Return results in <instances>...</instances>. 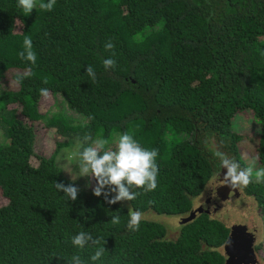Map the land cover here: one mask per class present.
<instances>
[{
  "label": "trees",
  "instance_id": "obj_1",
  "mask_svg": "<svg viewBox=\"0 0 264 264\" xmlns=\"http://www.w3.org/2000/svg\"><path fill=\"white\" fill-rule=\"evenodd\" d=\"M40 2L25 15L18 0H0V264H68L74 254L88 264H224L223 220L201 212L172 227L151 213L188 215L221 167L215 150L245 168L238 146L247 147L264 168V0H56L52 11ZM25 36L35 64L19 56ZM41 88L79 116L40 112ZM242 111L253 132L237 127ZM38 122L66 136L50 155L34 151ZM124 132L158 150L157 188L109 205L93 194L94 178L67 175L57 152L82 151L85 134L114 148ZM56 182L78 186L77 199ZM242 187L264 214V181L253 175ZM129 208L143 213L137 231ZM80 231L105 238L99 260L90 257L100 245H73Z\"/></svg>",
  "mask_w": 264,
  "mask_h": 264
},
{
  "label": "clouds",
  "instance_id": "obj_2",
  "mask_svg": "<svg viewBox=\"0 0 264 264\" xmlns=\"http://www.w3.org/2000/svg\"><path fill=\"white\" fill-rule=\"evenodd\" d=\"M18 4L23 8L25 15L31 13L32 9L37 8V0H18ZM56 0H41L39 8L45 11H52ZM24 50L19 53L21 59L36 63V53L33 51V42L31 37L25 36L23 41ZM115 45L109 40L105 44L106 50L114 49ZM115 56V52H112ZM116 61L112 58L103 60L105 69L114 68ZM88 76L93 82L96 80L94 68L89 65L86 68ZM31 70L17 72L15 83L19 84L24 78L32 76ZM47 83V81H44ZM40 95L47 99L50 95L47 88L40 89ZM90 142V143H89ZM87 143L88 146L82 147L79 151V172L80 176L94 178L96 181L92 191L96 196L103 194L106 202L116 204L117 202L131 201L140 195L139 192L132 191L133 188H143L145 192L154 191L157 188V177L159 168L156 163L158 156L157 149H146L134 139L133 135L124 132L119 135L114 142L115 148L107 147L110 144L109 139L98 137L93 139L90 134H85L81 145ZM214 155L219 158L221 168L227 171L223 177V183L231 188L247 186L251 183L255 167V159H252L248 166L241 168L235 159H230L225 153L215 150ZM257 181H264V168L255 169ZM55 188L68 196L71 200H76L80 191L74 184L65 185L63 182H56ZM129 220L127 227L132 231H137L140 222L143 219V213L131 208L128 209ZM112 224L120 223V216L113 215ZM103 242V243H102ZM73 245L83 249L86 245H100L97 247L94 255L90 257L92 262L99 260L107 249L104 247L106 240L104 237H93L91 233L80 231L72 237ZM68 264H88L81 255L74 254L68 260Z\"/></svg>",
  "mask_w": 264,
  "mask_h": 264
},
{
  "label": "rangeland",
  "instance_id": "obj_3",
  "mask_svg": "<svg viewBox=\"0 0 264 264\" xmlns=\"http://www.w3.org/2000/svg\"><path fill=\"white\" fill-rule=\"evenodd\" d=\"M50 93V92H49ZM65 107L63 108L62 113H70L71 115L79 116L75 111H72L68 108H66V104L62 102V98L58 94H52L50 93L49 97L45 99L44 97H40L39 103H38V108L40 112H45V111H55L59 109V107ZM9 107H13V105H10ZM242 115L239 116L237 119V127H239L240 131H247L253 132L254 131V126L250 122H246V119H248V115L245 112H241ZM28 121H35L29 119ZM27 121V122H28ZM35 132H36V138H34V151L38 153H43L49 154L53 151V149L56 146V142L58 140H66V136H61L56 132V129L53 127H46L43 128L41 126V123L38 122L37 126L35 127ZM250 137V136H249ZM79 145V143H77ZM78 146H73V145H68L60 148L57 152V163H59L61 166L66 167L68 170H66L67 175L72 177L73 181L82 184V185H91V183L88 181L87 176H80L79 172V156L77 155ZM115 148V147H114ZM240 151L242 152V159L243 163L248 166L249 162L252 159H255L253 155L250 154L249 149L247 147L239 148ZM65 151V152H64ZM36 161V159H35ZM255 167L253 171V175L255 176V169L261 168L257 160L255 159ZM221 167L217 170V173L209 179L206 187H210L209 185H212L217 181L216 176L219 175L218 178L222 179L224 175H221ZM224 171L226 172L227 170L224 168ZM216 178V179H215ZM92 180L93 184V178H90ZM223 180V179H222ZM223 183V181H222ZM217 186V190L219 188H225L228 186V189L230 192H232V205L230 208V219L228 220L227 224L230 223H241L244 224V231L242 232L241 236L238 238L239 241L238 243H242L244 241L251 242L250 247L252 249V255L254 256L256 260V264H264V214H262L259 209L257 208L258 206L255 204V199L251 195H247L243 187L239 188H231L229 185L222 184ZM205 187V189H206ZM202 192L200 196H198L194 200V206L198 205L203 201L204 193L205 190ZM7 200L0 194V205L6 203ZM234 210V211H233ZM209 214L213 217H220L218 214L209 212ZM151 215L164 219L167 221V223H172V227L179 225L184 219V217L187 216L186 213L183 214H176L175 216L170 215H156L155 213H151ZM222 252L225 251V248L221 247ZM228 251H232L231 249L227 247ZM237 254L243 253V250L238 247L236 250ZM245 255V254H244ZM228 256V255H227Z\"/></svg>",
  "mask_w": 264,
  "mask_h": 264
},
{
  "label": "water",
  "instance_id": "obj_4",
  "mask_svg": "<svg viewBox=\"0 0 264 264\" xmlns=\"http://www.w3.org/2000/svg\"><path fill=\"white\" fill-rule=\"evenodd\" d=\"M221 170V175L223 176L226 172L224 171V168H222ZM218 177L219 175L216 176L217 181L213 183L208 189V192L205 195L206 198L203 199V201L199 203V205L193 207L189 211V214L184 217V219L192 218L201 212L209 213L211 211L218 214L220 216L218 218L223 220L226 224L228 223V220L230 219L228 213H230V208L232 205V192H230L229 189L217 190V186L221 185L223 179H220ZM228 225L230 226V232L226 241L223 243V247L225 248V251L223 253L226 255V261L224 264H256V260L252 255L251 242L244 241L241 244H237V241H239L238 238L241 236L242 232L245 229L244 224H235L233 222ZM249 244H251V247ZM227 247L230 249L232 247V251H228ZM238 247L243 250V253H236Z\"/></svg>",
  "mask_w": 264,
  "mask_h": 264
},
{
  "label": "flooded vegetation",
  "instance_id": "obj_5",
  "mask_svg": "<svg viewBox=\"0 0 264 264\" xmlns=\"http://www.w3.org/2000/svg\"><path fill=\"white\" fill-rule=\"evenodd\" d=\"M221 171H222V170H221ZM209 186H211V185H209ZM209 188H210V187H206V189H205L206 191H205V193H204V197H203L204 199L206 198L205 195H206V193L208 192V189H209ZM224 189L228 190V186H226L225 188L222 187V188H220V189H218V190H224ZM232 197H233V195H231V199H232ZM198 205H199V204H198Z\"/></svg>",
  "mask_w": 264,
  "mask_h": 264
}]
</instances>
